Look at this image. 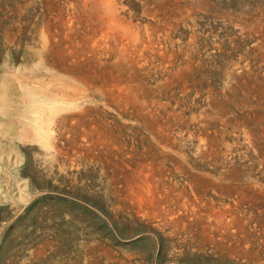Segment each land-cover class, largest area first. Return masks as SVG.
Instances as JSON below:
<instances>
[{"label": "bare ground", "instance_id": "obj_1", "mask_svg": "<svg viewBox=\"0 0 264 264\" xmlns=\"http://www.w3.org/2000/svg\"><path fill=\"white\" fill-rule=\"evenodd\" d=\"M194 11L195 6H189L186 0L16 2L10 17L13 25L2 34L8 47L0 74V161L13 164L18 175L27 172L26 168H20L24 155L27 156L24 151H32L30 154L38 156L40 166L48 167L51 175L55 174L54 164H57L58 172L77 178L83 175V167L92 162L98 163L113 180L128 175L135 177L139 171L141 194L155 193L159 188L178 190L176 183L172 185L162 177L155 182L154 175L151 177L152 174L148 173L157 160L154 151H157V143L160 154L171 152L188 160L190 146L200 159H211L217 166L220 155L234 152L235 145H238L226 141V133L219 134L218 127L212 125L221 118H209L205 110H201L198 116L187 117L181 107L184 99H172L168 95L176 83L186 84L187 78L198 69L196 25H191L193 30L187 40L183 29L189 26L185 21L193 19ZM27 31L29 37L25 36ZM12 47L17 51L13 52ZM19 59L23 61L22 66H16ZM249 60L234 64L229 76L235 81L246 77L251 71ZM30 61L34 62L33 67L26 66ZM36 71L46 74L40 76ZM257 96V103H261L264 82ZM100 105L116 111L122 119L126 116L148 136L144 138L149 142L144 144L142 154L135 145L134 132L124 136L119 117L116 118L118 121L108 119L104 110L97 112ZM214 105L219 108L222 102L216 99ZM211 126L213 130L209 128ZM240 138L243 139L240 141ZM233 140L256 148L261 164H264V131L243 130L242 134L234 133ZM220 174L226 177L227 171L221 168ZM29 189L44 190L35 184ZM20 196L23 199V195ZM216 201L213 197L209 200L203 197L191 203L194 222L213 242L217 241L218 231L228 232L231 225L238 222L234 209L229 205L217 207Z\"/></svg>", "mask_w": 264, "mask_h": 264}, {"label": "rangeland", "instance_id": "obj_2", "mask_svg": "<svg viewBox=\"0 0 264 264\" xmlns=\"http://www.w3.org/2000/svg\"><path fill=\"white\" fill-rule=\"evenodd\" d=\"M19 1L22 0H0V74L8 47L2 34L13 25L11 13ZM131 1L141 3V0ZM186 1L196 8L193 19L185 21L189 26L183 29L187 40L193 30L191 25H196L198 69L187 78L186 84L176 83L168 95L172 99H184L181 107L187 117L198 116L205 110L209 118H221L212 125L218 127L219 134L226 133L224 138L230 144H238L234 152L220 155L215 166L211 159H200L190 146L187 160L180 154L158 153L157 143V151L154 149L157 160L148 173L154 175L155 182L162 177L172 185L176 183L178 190L159 188L155 193L143 195L139 171L135 177L128 175L113 180L104 173L105 169L92 162L83 167V175L77 178L58 172L57 164H54L55 174L51 175L48 167L40 166L38 156L24 151L27 156L24 155L20 168H26L27 172L18 175L13 164L1 160L0 264H264V164L256 148L233 140V134H242L243 130L264 131V99L257 103V91L264 82V0ZM25 36L29 37L30 33L25 32ZM12 50L17 51L15 47ZM248 59L251 71L235 81L229 76L230 68ZM22 63L19 59L16 66ZM34 65L33 61L26 64ZM36 72L40 76L46 74ZM216 99L222 102L219 108L214 105ZM101 110L108 119L119 117L116 111L100 105L97 112ZM124 118H118L124 136L134 132L135 145L142 154L144 144L149 142L144 138L148 136ZM209 128L213 130L212 126ZM221 168L227 171L226 177L220 174ZM221 179L224 181L220 183ZM31 184L44 190L32 191ZM203 197L216 199L217 207L229 205L238 220L228 232L218 231L214 242L194 222L192 214L191 203Z\"/></svg>", "mask_w": 264, "mask_h": 264}]
</instances>
